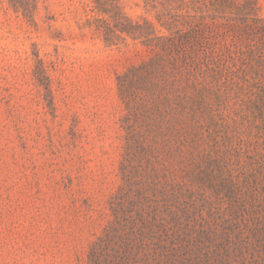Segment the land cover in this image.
<instances>
[{
	"label": "rangeland",
	"instance_id": "374dc122",
	"mask_svg": "<svg viewBox=\"0 0 264 264\" xmlns=\"http://www.w3.org/2000/svg\"><path fill=\"white\" fill-rule=\"evenodd\" d=\"M122 1L128 13L144 12L140 0ZM257 2L250 14L201 24L189 141L156 154L134 144L128 154L119 76L149 48L107 45L83 25L79 0H38L31 16L0 0V264H89L116 220L113 208L135 217L144 202L157 209L162 245L155 258L145 239L149 263L264 264V0Z\"/></svg>",
	"mask_w": 264,
	"mask_h": 264
},
{
	"label": "trees",
	"instance_id": "16d2710c",
	"mask_svg": "<svg viewBox=\"0 0 264 264\" xmlns=\"http://www.w3.org/2000/svg\"><path fill=\"white\" fill-rule=\"evenodd\" d=\"M79 1L86 12L83 25L99 33L107 45L142 44L151 52L119 76L130 109L123 123L128 154L134 144H138L140 153H161L162 149H171L176 139L181 141L182 148L183 140L189 141L191 134L188 118L195 112L188 82L197 68V47L206 44L201 24L209 27L210 20L224 18L227 12L250 14L258 10L257 0H140L144 12L136 15L127 12L122 0ZM9 2L25 16H31L38 4V0ZM254 20L257 23L262 19ZM123 163L126 169V161ZM155 169H147L148 178L154 176ZM250 180L253 189L261 184L258 174ZM145 200L149 201V197L145 196ZM113 209L116 220L107 225L105 233L93 244L89 264H153L149 263L152 257L145 239L150 238L155 258L159 257L162 245L157 236L156 207L149 211L144 202L135 217L119 216V208ZM143 249L147 252L146 263H137Z\"/></svg>",
	"mask_w": 264,
	"mask_h": 264
}]
</instances>
